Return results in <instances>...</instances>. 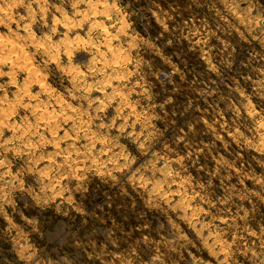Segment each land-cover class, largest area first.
<instances>
[{"label":"rangeland","instance_id":"rangeland-1","mask_svg":"<svg viewBox=\"0 0 264 264\" xmlns=\"http://www.w3.org/2000/svg\"><path fill=\"white\" fill-rule=\"evenodd\" d=\"M0 264H264V0H0Z\"/></svg>","mask_w":264,"mask_h":264}]
</instances>
